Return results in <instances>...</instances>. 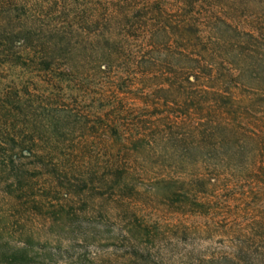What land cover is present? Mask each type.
Returning a JSON list of instances; mask_svg holds the SVG:
<instances>
[{"label": "trees", "instance_id": "1", "mask_svg": "<svg viewBox=\"0 0 264 264\" xmlns=\"http://www.w3.org/2000/svg\"><path fill=\"white\" fill-rule=\"evenodd\" d=\"M0 193V264H264V0H0Z\"/></svg>", "mask_w": 264, "mask_h": 264}, {"label": "rangeland", "instance_id": "2", "mask_svg": "<svg viewBox=\"0 0 264 264\" xmlns=\"http://www.w3.org/2000/svg\"><path fill=\"white\" fill-rule=\"evenodd\" d=\"M40 216L41 214L29 215L23 210L16 212L15 206H9L5 194L0 193V240L4 243L14 245L31 237L32 241L35 243V253H42L37 247H43L42 245H44L45 242H50V244L54 243L56 241V230L54 229L52 233H48L45 228L42 227V225H44V219ZM195 220L198 224H201V218H196ZM199 237L200 238H198V236L195 237L197 245H195L194 248H192L191 245L185 247L183 244L178 245L175 250L181 253L185 250H193L195 256H201V251H203V248L208 244L205 243L203 247H201V236ZM36 256L40 257L39 255Z\"/></svg>", "mask_w": 264, "mask_h": 264}]
</instances>
